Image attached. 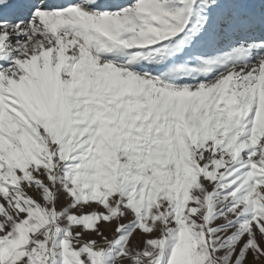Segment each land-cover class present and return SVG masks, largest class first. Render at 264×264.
I'll return each mask as SVG.
<instances>
[{
	"label": "snow or ice",
	"instance_id": "obj_1",
	"mask_svg": "<svg viewBox=\"0 0 264 264\" xmlns=\"http://www.w3.org/2000/svg\"><path fill=\"white\" fill-rule=\"evenodd\" d=\"M0 264H264V0H0Z\"/></svg>",
	"mask_w": 264,
	"mask_h": 264
}]
</instances>
